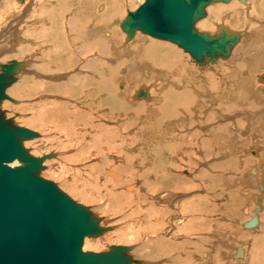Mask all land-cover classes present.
I'll list each match as a JSON object with an SVG mask.
<instances>
[{
	"label": "bare ground",
	"instance_id": "1",
	"mask_svg": "<svg viewBox=\"0 0 264 264\" xmlns=\"http://www.w3.org/2000/svg\"><path fill=\"white\" fill-rule=\"evenodd\" d=\"M125 1L126 0H57L58 4L55 5V8H54V6H51V8H53V11H54V9H55V11H58L57 9L62 10V12H61L62 14L59 13V14H57V16H55L56 14L53 15V12H51L49 10H46L45 12L42 11L40 13L39 12L33 13V10H35L36 8H32L31 6H29V7H26L25 10H23V11L18 10L14 14L10 13L9 17L15 18L17 20L18 24H20L21 22H23L24 20H26L28 18L29 22H27V24L30 23V25L26 26L25 27L26 29H31L28 27L39 25V21H43L42 23H47L49 25L48 27L40 26L39 30L41 33H46V35H48L49 38L52 35V37L54 39H56V43L54 42L55 44L51 43L53 45L52 51H54L55 48L60 47L59 46L60 40L58 38L59 34H57V31L59 33V30H58L59 24L57 23V21L59 19L63 18L66 21L65 23L67 24L68 29L70 30V32H69L70 35H68V36L73 38V39L75 38V39H77V42H80V44L78 45L79 46L78 50L81 53L85 52V50H87L88 48L90 49L92 47V48H97L99 55L105 56L107 54L106 44L100 40V37H98L95 34H92V31L90 30V28H91V26L95 27L98 34L103 33L104 37L109 38V40H108L109 44L110 45L112 44L114 48L115 47L117 48V49L115 48L116 49L115 52H117L118 49L121 50L122 48L119 47L120 44L115 43V41L113 40L114 36H113L112 32H110L111 26L107 25L106 22H108L112 16H114L115 14H117L120 11V9L122 8ZM141 1L142 2L140 3V5L144 2V0H141ZM235 1H238L239 3H241L243 5L242 6L240 4V6H242V8L239 6V4H236ZM250 1H253V0H245V1L231 0L228 3H222V2L211 3L206 8V13H207L206 16L203 19L199 20L195 24V28L201 33H207V34L212 35V36L215 33H219L221 28H225V29L229 30L230 32H235V33L239 34V42L233 47L229 57H227V58L219 57L216 61H209L204 66L199 65L192 58V56L189 53L185 52L184 49L178 47L176 44H173V43L168 42V41H163V40H159V41L154 40V42H153V41H150L149 39H146V38L145 39L140 38V37L138 38L139 33H141L140 31H137L135 33L133 39L128 41L127 40V34L121 29V23L125 19V17H124L118 23L117 27L120 28V30L123 34L122 35V37H123L122 46H124L123 50H125L127 47H129L131 45L130 48H131L132 52H130V53H132V55L129 53L128 50H126L127 52H125V53H129V55H131V56L128 57L129 59L123 60V61H127L124 64H128L130 66V69H131V74L128 77L129 85L136 84V83H138V81L142 80L139 78L138 73H137L138 65H140V64L142 66L147 65V64L150 65L148 60H151V61L159 60V61H161V63L165 64L164 66H166L167 70L168 69L174 70L175 75L177 73V77L179 78V81H176L178 78L173 81V79H174L173 76H171L172 78L168 81V83L167 82L162 83L160 81L163 84V87H162V91H160V97H158V98H160L159 100H155L154 96H153V91L155 90V89L153 90V86H152V84L154 82L151 83L153 80L149 81L147 83L145 81H143V83L144 82L145 83L144 84L141 83L142 85L137 87L134 90V92L132 93L131 88L127 89V86H128L127 80L124 77H121V80L118 84V89L122 92V94L120 96L113 94L112 92L107 91L104 88H102V89L100 88V89H96V90L92 89L93 91L89 92L88 97L90 96L91 98H94V97L97 98L98 96H102V95L106 94V96L104 97V100H101L99 102V104L102 107H104V106L108 107V109H109L108 117L110 119H113V121H115V120L120 121L121 118L125 117L127 114H133L132 115L133 117L141 116V119L136 118L135 121H131V119L128 118L127 121H124L121 124H118L115 126H106L108 123H106V125H105L101 121L98 123L93 122L92 121L93 117H91L92 115H90V117L87 120H83L82 116L80 114V113H82V110H76L73 112L64 111L65 108H62L61 104H57L56 102H52L50 104V107H48L49 104H47L44 107V111H45V114H47V118H53L52 124H55L54 126L57 130L61 128V126H59V124H58L60 121L58 122L57 118H59V120H61V118H63V117H67L70 120L73 119V121H74L72 123L73 125H75L79 128L82 127V130H80V132H79V130H76L75 131L76 133L75 132L74 133L77 136L79 135L81 137H84L83 141L86 139L85 142H83V141L79 142V146L81 144V146L79 147L80 152L83 154L82 156H84V153H85V156H84L85 158L86 157H88V158L96 157V158H99L100 160H102V162H104V161L106 162L107 156H109V155H107V153H105V152L109 149V147H111L117 155H124V154L126 155V153L128 151L125 152V147H129V146L131 147L135 143L142 142L144 148L149 152V154H151V158H153V160H156L158 162V164H156L157 166L155 167L157 169V171H156L157 174H155V182H156L155 183L156 186L154 185L155 189L153 190V192H152V189H150V191H148L147 193H149V194L155 193L156 194L159 191H164V190L166 191L167 190L164 194H162L161 197H157L158 204L164 205L165 207L171 206V205H177L178 206V203H179L178 201L184 200V194H182V192L184 193L186 190H188L189 185L191 184V182H189L187 179H185V177H182V176L176 174V170L181 165H184L187 167V166H192L194 164L199 163L200 158L199 159L195 158L197 156V153H201L202 156H204V158H205V157H210V156H219V154H221L220 152L227 151L229 158L234 160V159H236V157L238 155L237 150H238L239 145L248 147V146H251L254 142V135L255 134H253V131L251 132L249 128L244 127L243 128L244 132H243L240 129H238L235 124H232V123H230L228 125L227 124H225V125H214L213 127L212 126H206V127H208V128H206L205 127L206 124L204 125V123L208 124L211 121H215L216 117L214 115H216L217 117L219 116L218 118H224L225 116H229V115L232 116V114H235L238 112L241 114V116L246 115V116H243V118H244L243 120H246V121L248 120L247 122H249V123L252 122L253 125L258 123L259 124V126L257 128L258 132H259V130H261V132H264V72L259 73L261 68L264 66V21L261 19V17H256L260 20L259 21L260 26H255L253 24V20H254L255 16H254V14L253 15L248 14L249 11L251 10V6L249 4ZM51 5H53V4H51ZM215 5H218V6H216L217 8H214ZM212 6H214V7H212ZM238 8H240V9L238 10ZM243 9H244V11L247 12V14H246V12L242 11ZM124 11H125V9H124ZM128 11H131V10L127 9L126 13H128ZM131 12H134V11H131ZM245 14L247 15V17ZM52 15H53V17L54 16L55 17L52 18ZM262 15H264V11H262ZM59 16H61V18ZM31 20H33L34 23H32ZM36 20H39V21H36ZM213 22H216V23H214L215 24V31L208 32V31H203L202 29H200V26H202L204 28H209L211 26L210 24ZM247 22L249 25V26L247 25V28H249V30H251V34H249L250 31L248 32L247 29H243ZM17 25L14 28H11V32H13V33L8 35L10 38H12L13 41L12 40L11 41L13 44H14V42L15 43L17 42L16 41L18 38L17 36L20 32L18 30ZM67 26L65 25V27H67ZM105 27H109L110 29L104 30ZM144 35H146V34H144ZM147 36H149V35H147ZM151 38H153V37H151ZM68 40L70 41V38ZM68 40H67V42H68ZM156 40H158V39H156ZM104 41H107V40L104 39ZM67 42H66V44H64V42L61 43V44H63L62 46L65 47V48H63V49H65V51H64L65 54L67 52L68 53L72 52L70 50V47H67V46H71L72 44L67 45ZM141 42H144V43H141ZM166 42H168V43H166ZM169 43L177 46L184 53L188 54L191 61L202 71H205V70L210 69V68L215 69V66H217L220 61H228L229 60L230 70H232L234 72H233V74L228 75V76H224L221 74L222 76H221L220 80L213 79L212 81H207L204 84L202 83L203 79L201 80L202 84L198 81L194 82L195 81L194 80L193 81L194 84H191L189 87V85H186L184 80L181 81L182 78H184V76H183L184 75V71H183L184 66L181 64L180 60L177 58L178 52L174 48H172V46ZM17 44H19V43H17ZM2 45H3V43L1 42L0 43V49H2ZM7 47H9V46L7 45ZM110 49H112V48H110ZM91 51H92V49H91ZM112 55H114V59H115L116 63L117 62L119 63L122 61L121 54H119V53L114 54L113 53ZM234 55H235V58L233 59ZM30 60H32V59L30 58ZM16 61L21 63L19 71H21L22 69H24L26 67H29V65H31V63H32V62L31 63L30 62L22 63V61H18V60H16ZM76 62H77V66H79V63H80L79 60ZM9 63H12V61L8 62L6 64H9ZM90 63L91 64H89V65H92L96 62L90 61ZM57 64H58V62H57ZM0 65H3V64L0 63ZM60 65L63 66L62 64H60ZM95 67L99 68V71H98V73H93L94 76L92 77V80H89V78L85 79L84 77L83 78L79 77V80L77 81L76 78H68L71 75L70 73H68L69 75H67V76L52 75L51 77H45L44 79H46V80H48L54 84H46V83L41 82L40 84H38L36 86L35 85L32 86L31 89L29 90V93H32V91H34V93H35V91L38 90V91H44V93L50 94V95H45L49 99L51 97L61 98L62 94H66V96H68L70 98V97L76 96L78 94V90H79L78 86L79 85H81L82 87L88 86V85H90L89 83L91 81H94L95 79H96V81H99V83L101 84L102 87L104 86L103 85L104 83H106V85L112 84L113 79H115L117 82L118 76L116 74L115 68H109L108 69V67H106L104 64L102 66L99 64H96ZM74 68H75V65H74ZM227 70H228L227 68L223 69V72H225ZM132 71H134V72H132ZM123 72L127 73V70L123 69ZM143 72H144L143 77H146V75L149 77V72H150L149 70L146 69V70H143ZM257 73L260 75H258ZM237 74H238V76H237ZM124 76H126V75H124ZM37 77H39L40 79L41 78L43 79V76L37 75ZM156 77H158V76L156 75ZM214 78H216V75L214 76ZM66 79H67L66 83L59 85V83L61 81H65ZM207 79H208V77H207ZM124 80L126 83L124 82ZM148 80H150V79H148ZM157 80H160L159 77ZM15 82L9 86L10 87L13 86L15 84ZM178 82L180 84H178ZM255 82H259L260 84H262V86L260 87V86L256 85ZM141 89H144L146 91L147 97H143V98L138 99L136 97V95H137L138 91ZM175 89H176V91H175ZM254 89L258 90L260 94H258L257 91H255ZM159 90H161V89H159ZM164 90H166L167 94L163 93ZM201 90H204V91L206 90L205 96L210 93L209 95H211L210 96L211 98L208 100L205 98L201 99V95H200ZM8 92L9 91H7V93ZM90 93H91V95H90ZM131 93H132V95H131ZM130 95H131V97H130ZM209 95H208V97H209ZM129 97L132 101H136L137 103H142L145 105L148 104V105L146 107H141V108L132 107L129 105L128 102L126 103V100L129 99ZM4 100H7V99H4ZM90 101H91V99H90ZM124 101H125V103H124ZM212 108L215 110L211 111L213 113H209L210 109H212ZM191 114L192 115L194 114V117H195V115H197V117L199 119L198 123L200 124V126H198L199 129H197L198 127L197 128L189 127V124L187 123L188 118H185V117L186 116L191 117ZM249 114H252V115L250 116ZM255 114H258L257 115L258 119L261 117L259 119L260 122H257V119L253 116ZM106 117H107V115H106ZM261 122H262V124H260ZM240 123L242 126V122H240ZM67 126H71V125L66 124V127ZM241 126H239V127H241ZM131 127H136V130L134 131L135 134L133 133L134 136H131L129 134V132L128 133L126 132L127 129H129ZM191 129H194L193 135H189V131ZM245 129H247V131H245ZM262 129H263V131H262ZM239 130H240V133L238 132ZM82 131L84 134H82ZM242 132L247 133V134H245L246 136L242 137L240 135ZM62 133H65L67 135L68 131L65 130ZM126 133H127V135H130L131 137H128L127 135H125ZM203 133H204V135H203ZM103 138H104V142L106 143V145L109 146L108 149L106 151H104L105 155H104V153H101V151L98 150L99 144H101V142L103 141ZM34 139H36V138H34ZM31 140H33V139H31ZM27 141L24 142L25 148L28 147V146H26V144L30 142L29 140H27ZM69 146L73 147L74 145H67L66 147H64V149H68ZM213 146H216L217 149H215ZM162 149H165L166 152H161ZM100 150H102V152H103V150H104L103 147ZM29 151H30V154L32 156H35L38 158L39 153L36 152V150L29 149ZM154 152L156 154V157H152ZM110 153H112V152H109V154ZM251 153L254 154L255 156L256 155L259 156V153H257V150L253 149V150H251ZM86 154H87V156H86ZM130 155L131 154H129V156ZM138 155H136V156H138ZM46 156H48V155H46ZM132 156H130V157H132ZM54 157H55V154H52L51 157H48L47 159H45V161L43 162V166L50 163ZM121 157H123V156H121ZM130 157L128 159H126V157H125V160L128 162V164L123 163V165L120 164L121 166L119 165V167H116V166H115L116 168L111 167L110 169H107V171L104 173L110 177L112 176L113 179L120 181V183H113L109 180L110 183H112V186L114 188L120 187L125 182L122 172H126L128 170L129 166L133 170V171L131 170L132 173H130L131 174L130 177H132V175H133V177H136L137 179H139V177L140 178L143 177L144 174L142 175V172L144 170L142 171L140 169V166L142 163L139 165V168H138L137 162H136L137 159L136 158H130ZM262 158H263V162H264V156ZM75 159H76V157L72 158L71 160L74 161ZM71 160H68V161H71ZM139 161L140 160H138V162ZM145 161H147V160H145ZM148 162L149 163L151 162L150 159L148 160ZM152 162H154V161H152ZM263 162L260 161L258 163V167L262 170H260L259 168L251 169L250 175L254 174V176H255L254 178H256V177H259V175H260L259 173H261V172L264 173V163ZM217 163L213 164L214 168L211 170L212 173L209 175L212 178H219V176H221L220 173L213 172L214 169L219 168V167H217L218 166ZM17 165H19V163L15 162L11 166L16 167ZM136 167L138 169H136ZM97 168H99V167L91 166L88 168L89 174L91 173L90 180L94 179L93 173L96 172V170H98ZM153 169H154V167L152 168V170ZM154 171H155V169H154ZM45 172L43 171L41 175L45 174ZM149 173H151V172L149 171ZM207 174L208 173H206V175ZM45 175H43V176H45ZM149 176H151V175L149 174ZM189 176H190V174H189ZM209 176H205V177L208 179ZM187 183L189 184L188 186L186 185ZM258 188H259V191L264 193V185L259 184ZM135 189H136L135 185L125 187V191L128 192L127 195L130 199L129 204L131 205L135 201L139 202V203H143L145 205V207L142 208V210L144 211V213L142 214L143 220H145L144 222H148L151 219H154V220L158 221V223L156 225H154V227H152V229H149L148 227L144 228V226H142V224L140 226L136 225V226H138V228L136 227L137 230H135L131 225H130L131 228H129L127 226H124V227L121 226L120 229L119 228L116 229L119 231L115 230V232L111 234L110 232H107L108 223L100 219L101 221L99 223V227L106 228L107 230L102 235H100L98 237H94L95 239L86 238L84 241V245H83V247H84L83 251L84 252L92 251V252L98 253V252H101L103 250L99 249L97 246L112 245L113 243H116V244H124V243L134 244V243H137L139 241H142L145 237H148V235H151V234H152L151 236L153 238H155V239H153L154 241L149 240L145 243L144 246H148V245L150 246V244H152V243L158 244V241H160L161 239H164V237L161 236L162 233H158V232H159V230L161 231L162 228H164L166 226V224H167L166 220L168 219V216H169L168 212L169 211H167L165 208L164 209H161L160 207H159V209L154 208L155 206H153V205H152L153 207L152 206L149 207L148 206L149 204L147 203L148 198H146L147 193L142 194V192H138L136 194H133L132 191H134ZM169 189H173V190L169 191ZM191 200H192L191 202H193V204H194V202H196L197 206L195 204L194 205L197 208L196 210L199 212L196 214L190 213L191 218L182 219L180 223L184 222L186 226L191 225V226L195 227L196 228V230L194 231L195 233H193L192 235L196 236V238H194V239H197V240L194 241L193 238L188 239L186 237L187 239H184L179 244V247H180L179 249L181 250L179 253L180 255H176L175 257H177V258L179 257V259H181L180 261H182V259H185V262H186V260H191V262H194L196 264H220L222 262V260H226V258H227V254L225 252V250L227 248L225 247L226 249H224V246H223L224 245L223 243H226V242H223L222 239L221 240L220 239H218V240L208 239L203 234L204 233L203 227H205L207 225H210L211 231H214V230L216 231L215 227L217 224L214 222V220L208 219V218L210 217V214H215L216 212H218V210H217L218 208L217 207L214 208L213 204H212V206H209V207L205 204H202V206H201L202 199H200V198L198 200L197 198L194 197ZM256 203H257V205H261L262 198L260 197L259 199H257ZM172 207H174V206H172ZM189 207H191V206H189ZM101 208H97V210H94L95 213L101 212L100 211ZM260 209H261V207H260ZM184 210H185V208H184ZM207 210H209V211L207 212ZM257 211H259V208L257 209ZM260 211H262V209ZM200 214H202L203 216L198 217L197 215H200ZM134 217H136V216H134ZM183 217H185V216H183ZM253 218L254 217H252L250 220H252ZM249 221H247V222H249ZM257 222L258 223L255 227L246 228L245 227L246 223L243 224V227L245 229H249L251 231L255 230L257 228H260V226L262 224L261 219H259V218H257ZM212 223L215 224V227L211 226ZM217 228H218V225H217ZM171 238H175V235L172 236ZM171 238L163 240V241L170 244V246H171V244L173 242V240ZM160 243H161V241H160ZM243 243H241L239 246L235 247L233 254H231V256H230L231 261L234 259H236V260L242 259L243 261H246L248 259L249 256H247L248 255L247 253H249V252ZM175 244L176 243L174 242V246H175ZM131 246L132 245L128 246L131 248L128 255L133 259V262L131 264H137L134 262V259H137L139 261L141 259H150V258H148L149 252H148V254H146V252H145V253H143V255L141 254V252H139V254H141V255L138 258L135 255L137 248H132ZM163 246H164V244H163ZM95 247H97L98 249ZM117 247H125V246H117ZM156 247H157V245H156ZM166 249H165L164 254L167 252ZM171 250L172 249H170V251ZM175 250H177V249H175ZM209 250H210V252H208ZM212 250H214L213 253H211ZM162 251H164V248ZM162 251L160 252L158 250V252H160V254L159 253H155V254H157V256L160 255V257H161L162 253H163ZM155 252H157V250ZM174 252H175L174 250L171 251L170 253L168 251L169 256H167L168 253H166L167 258H169V260L166 261L167 263L175 264L176 262H178V261H176L178 259L174 258V255H173ZM166 256L164 255V257H166ZM210 256H211V259L208 260L210 258ZM152 259L154 260V256L152 257ZM238 263H239V261H238ZM249 263L250 264H264V247H262L261 251L258 249V251H255L254 253H252V258H251Z\"/></svg>",
	"mask_w": 264,
	"mask_h": 264
},
{
	"label": "rangeland",
	"instance_id": "2",
	"mask_svg": "<svg viewBox=\"0 0 264 264\" xmlns=\"http://www.w3.org/2000/svg\"><path fill=\"white\" fill-rule=\"evenodd\" d=\"M141 2H142L141 0H126L122 8L120 9V11L114 16H112L108 22H106L107 25L111 26V29L109 27H105L104 30L110 29V32H112L114 36L113 40L115 41V43L120 44L119 47L122 48L121 50L118 49L117 52H115L117 48L115 47L116 48L115 49L112 44L111 45L109 44L108 42L109 38L104 37L103 33L98 34L95 27L91 26L90 30L92 31V34H95L98 37H100V40L106 44L107 54L104 56V55H99L97 48H92V47L90 49L88 48L87 50H85V52L81 53L78 50V47H79L78 45L80 44V42H77V39L75 38L73 39L68 36L70 35L69 34L70 30L68 29V26L65 23L66 21L63 18H61V16H59L61 19L57 21V23L59 24V25L57 24L59 27L58 29L59 33L57 31V34H59L58 38L60 40L59 42L60 47L55 48L54 51H52L53 50L52 44L56 43V39H54L52 35L49 38L48 35H46V33H41L39 30L40 26L48 27L49 25L47 23H42L43 21L36 20V21H39V25L28 27L31 29H26L25 27L30 25V23L27 24V22H29L28 18L24 20L23 22H21L20 24H18L15 18L9 17L10 13L14 14L18 10L23 11L25 10L26 7H29V6H31L32 8H36L35 10H33V13L35 12L40 13L42 11L45 12L46 10H49L53 12V15L56 14L55 16H57V14L61 13L62 10L57 9L58 11H55L54 9L53 11V8H51V6H54L55 8V5L58 4L57 0H0V28L2 27L0 29V43L1 42L3 43L2 49H0V63L6 64L8 62H11V61L13 62L16 60L22 61V63L32 62L31 65H29V67H26L22 69L21 71H18L17 75H15V79H16L15 84L11 87L9 86L5 91L6 94H8L10 98L12 99L2 101L0 103V109L5 113V117L7 119L11 118L13 120V124H15L16 126L38 133L39 135L38 138L29 140L30 142L26 144V146H28L26 147L27 149L36 150V152L39 153L38 158H42L49 154H55V157L52 159V161L48 163L47 165H44L45 169L43 171L44 172L46 171L45 172L46 175L43 174L45 176L41 175V177H43L46 180L54 182L63 192H65L68 196H70L75 202L87 207L90 210V212L95 216V218H99L107 222L108 223L107 232H110L111 234L114 233L116 229L118 228L120 229L121 226L122 227L127 226L131 228L130 227L131 225L135 230H137L138 226L142 224L144 228L148 227L149 229H152V227H154V225L158 223V221L154 219H151L152 221L150 220L148 222H144L145 220H143V217H142L143 216L142 214L144 213V211L142 210V208H144L145 205L143 203H139L136 201L130 205L129 204L130 199L127 195L128 192L125 191V187L135 185L136 189L132 191L133 194H136L138 192H142V194L144 193L146 194L148 191H150V189H152V192H153L156 186L155 174H157L156 172L157 169L155 167L157 166L156 164H158V162L156 160H153V158H151V154H149V152L144 148L142 142L133 144L131 146L132 148L130 146L125 147V152L128 151L126 155L125 154L117 155L111 147L106 145V143L104 142V138L101 144H99L98 150L101 151V153H104V151H106L109 147V149L105 152L107 153V155H109L107 156L106 162L105 161L102 162V160L96 157H93V158L86 157L85 158L84 157L85 153H84V156H82L83 154L80 152V148H79L81 146V144L79 146V142L80 141L82 142L84 137H81L79 135L77 136L75 134L76 133L75 131L79 130L80 132V130H82V127L79 128L73 125L72 124L74 122L73 119L70 120L67 117H63L61 118V120L57 118L58 122L60 121L58 124L59 126H61V128L57 130L54 126L55 124H52L53 118H47V114H45L44 107L47 104H49L48 107H50V104L52 102H56L57 104H61L62 108H65L64 111L73 112L76 110H82V113L80 114L83 120H87L90 117V115H92L91 117H93L92 118L93 122L98 123L101 121L105 125L106 123H108L106 126H115V125L121 124L124 121H127L128 118H130L131 121H135L136 118L141 119V116L133 117L132 116L133 114H127L125 117L121 118L120 121L115 120V119H114L115 121H113V119H110L108 117L109 115L108 107L107 106L102 107L99 104L101 100H104V97L106 96V94L102 96H98L97 98L96 97L91 98L90 96L88 97V94L90 91L100 89V88L101 89L104 88L107 91H110L113 94H116L119 96L122 94V92L118 89V84L121 80V77H124L128 82V77L131 74L130 66L128 64H124L127 61H123V60L129 59L128 57L132 55V53H130L132 51L130 48L131 45L127 47L126 49L124 48L125 50H123V47H124L122 46V43H123L122 35L123 34L120 28L117 27V25L124 17H126L127 9L131 11H135L139 7ZM235 3L239 4V6L241 4L238 1H235ZM249 4L251 6V10L249 11L248 14L249 15L254 14L255 17L253 20V24L255 26H260V22H259L260 20L256 17H261V19L264 21V15H262V11H264V0H253V1H250ZM216 6L218 5H215V7L214 6L212 7L217 8ZM242 6L240 7L242 8ZM239 9L240 8H238V10ZM242 11L246 12L244 11V9ZM53 15H52V18L55 17V16L53 17ZM31 21L32 23H34L33 20ZM214 23L216 22L211 23L210 24L211 26L209 28H204L200 26V29H202L203 31L213 32L215 31ZM16 25L18 26V30L20 32L18 31L19 32L17 36L18 38L17 40L15 39L17 42L16 43L14 42L13 44L12 38H10L8 35L13 33L11 32V28H14ZM65 25L67 27H65ZM247 25H248V22L246 23L243 29H247L248 32L250 31L249 34H251V30L247 28ZM139 37L144 38V39L145 38L149 39L150 41H153V42L154 40L159 41L147 35H144L142 33H139L138 38ZM69 38H70V41L68 40ZM104 39L107 41H104ZM62 42H64V44H66L67 42V45L72 44L71 46H67V47H70V50L72 51L71 53H68V52L66 54L64 53L65 49L63 48L65 47L62 46L63 45L61 44ZM141 43H144V42H141ZM7 45L9 47H7ZM170 45L172 46V48H174L178 52L177 58L180 60L181 64L184 66V70H183L184 78H182L181 81L184 80L186 85H189V87L191 84H194L193 83L194 80H195L194 82L198 81L201 83V80L203 79L202 83L204 84L207 81H212L213 79L220 80L222 75L228 76V75L233 74L234 72L230 70L229 60L220 61L219 64L215 66V69L210 68L205 71H202L191 61L188 54L184 53L177 46L173 44H170ZM126 50H128L131 55H129V53H125L127 52ZM113 53L121 54L122 61L119 63L118 62L116 63L114 59V55H112ZM30 58L32 60H30ZM234 58H235V55L233 59ZM78 60L80 62L79 66H77V62H76ZM90 61L92 62L95 61L96 62L94 63L95 65L94 64L89 65L91 64ZM148 61L150 65L148 64L143 65V66L141 64L138 65L137 73H138L139 78L142 80L138 81V83L136 84H131V85H129V82H128L127 89L131 88L132 93H133L134 90L140 85L144 84L145 82L147 83L153 80L151 82V83L154 82L152 84L153 90L155 89L153 91V96L155 100H159L160 98L158 97H160V91H162V87H163L162 83H165V82L168 83V81L172 78L171 76L174 77L173 81L176 80L178 78L177 73L175 75L174 70H171V69L167 70L166 66H164L165 64L161 63V61L159 60L157 61L148 60ZM60 64H62L63 66H61ZM96 64H99L101 66L104 64L106 67H108V69L115 68L116 74L118 76L117 82L115 79H113L112 84L106 85V83H104L103 84L104 86L102 87L99 81H96L95 79L94 81H91L89 83L90 85L88 86L82 87L81 85H79L78 89L81 92L78 90V94L70 98L66 96V94H62L61 98L51 97L49 99L45 95H50V94H47V93H44V91H38V90L35 91V93L34 91H32V93H29V90L31 89L32 86L34 85L36 86L40 84L41 82L46 83V84H54L44 79L45 77H51L52 75L67 76L69 75L68 73H70L71 75L68 78H76L77 81L79 80V77L80 78L84 77L85 79L89 78V80H92V77L94 76L93 73H98L99 71V68L95 67ZM74 65H75V68H74ZM226 68L228 70L223 72V69H226ZM123 69L127 70V73H124ZM146 69L150 71L149 77L147 75L146 77H143L144 76L143 70H146ZM262 72H264V66L259 71V73H262ZM0 73H1V69H0ZM36 74L38 76H43V79L42 78L40 79L39 77H37ZM156 75L159 77L160 80H157L158 77H156ZM215 75H216V78H214ZM143 81L145 82L143 83ZM176 81H179V78ZM66 82H67V79L65 81H61L59 85L66 83ZM178 84L180 83L178 82ZM255 84L260 87L262 86V84H260L259 82H255ZM254 90L257 91L258 94H260L258 90L256 89ZM7 91L9 92L7 93ZM164 91L163 93L167 94L166 90ZM205 93H206V90L205 91L201 90L200 92L201 99L203 98L207 100L210 99L211 98L210 97L211 95H209L210 93L207 94L206 96H205ZM130 97L129 99L126 100V103L128 102L129 105L132 107L141 108V107H146L148 105V104L145 105L142 103H137L136 101H132ZM214 110L215 109L213 108L210 109L209 113H213L211 111H214ZM249 115L251 116L252 114H249ZM257 115L258 114H255L253 116L257 119V122H260L259 119L261 117L258 119ZM214 116L216 117L215 119L216 122L211 121L208 124L204 123V125L206 124L205 127L206 126L213 127L214 125H225V124L228 125L232 123V124H235L236 127L243 132H244V129H243L244 127L249 128L250 131L251 132L253 131V134H255L253 144L248 147L239 145L238 150H237L238 155L236 159L234 160L229 158L227 151L220 152L221 154H219V156H210V157H205V158L204 156H202L201 153H197V156L195 158H198V159L200 158L202 161L199 159V163L194 164L192 166H187V167L184 165H181L176 170V174L182 177H185V179L191 182V184L190 185L188 183L186 184L187 186L189 185V189L186 190L184 193L182 192V194H184V200L178 201L179 202L178 206L171 205V206L165 207L164 205L158 204L157 197H161L162 194H164L167 190L159 191L156 194L147 193L146 198H148L147 203L149 204L148 205L149 207L153 205L155 206L154 208L159 209L160 207L161 209L165 208L167 211H169L168 212L169 216H168V219L166 220L167 221L166 226L162 228L161 231L159 230L158 232V233H162L161 236L164 237V239L160 240L161 243L160 241H158V244L157 243L150 244L151 247L149 245L144 246L147 241L149 240L154 241L153 239L155 238H153L151 234V235H148V237H145L142 241H139L134 244L113 243L112 245H106V246L102 245L103 247L97 246L99 249L103 250L101 252L108 251L111 246L128 247L132 245L131 246L132 248H137L135 255L138 258L140 257L141 254L143 255V253L145 252L146 254H148L149 252V256L148 255L147 256L150 259H141L140 261L137 259H134V261L135 260L138 261L137 264H170L166 262L169 260L167 256H169V253L174 250L175 251L173 253L174 258H177L175 256L180 255L179 253L181 251L179 249L180 248L179 244L184 239L193 238L194 241L197 240V239H194L196 238V236L192 235L193 233H195L194 231L196 230V228L191 225L186 226L184 222L180 223L182 219L191 218L190 215L192 213L196 214L199 212L196 210L197 209L196 202H194L196 206L193 204V202H191L192 201L191 199L194 197L197 198L198 200L199 198L202 199L201 206L202 204H205L209 207V206H212L213 204L214 208L215 207L218 208L217 209L218 212H216L215 214L209 213L210 217L208 219L214 220V222L218 225L219 229L217 228V225L215 227V224L212 223L211 226L212 227L214 226L216 228V231L215 230L211 231L210 225H207L203 227V232H204L203 234L208 239H212V240L222 239L223 242H226V243H223L224 244L223 246H224V249L227 248L225 250L227 254V258L226 260H222L220 264H250L249 262L252 258V253H254L255 251H258V249L261 251L262 247H264V193L259 191L258 187H259V184L264 185V180H263L264 173L260 171L262 169L258 167V163L260 161L263 162L262 157L264 156V132H261V130H259L258 132L257 128L259 124L256 123L257 125L256 124L253 125L252 122L249 123L247 122L248 120L247 121L243 120L244 119L243 116H246V115L241 116V114L238 112L235 114H232V116L231 115L225 116L224 118H218L219 116L217 117L216 115ZM193 117H194V114L193 115L191 114V117L186 116L185 118H188L187 123L189 124V127L197 128L198 126H200V124L198 123L199 119L197 115H195L194 118ZM240 122H242V126ZM66 124H70L71 126L66 127ZM260 124H262V122ZM239 126H241L242 128ZM197 129H199V127ZM65 130L68 131L67 135L65 133H62ZM135 130H136V127H131L127 129L126 132L127 133L129 132L131 136H134ZM240 130L238 131L239 133H240ZM245 131H247V129H245ZM193 132H194V129H191L189 131V135H193ZM243 132L240 134L242 137L246 136L245 134H247ZM127 133L125 135H127ZM82 134H84L83 131H82ZM130 135H127V136L131 137ZM85 141L86 139L83 142ZM67 145H74V146L73 147L69 146L68 149H64V147H66ZM100 147L101 148L103 147L104 149L103 152L102 150H100L101 149ZM213 147L217 149L216 146H213ZM253 149L257 150V153H259V156L258 155L255 156L254 154L251 153V150ZM108 151L112 153L109 154ZM161 152H166V151L165 149H162ZM129 154H131L130 156L133 155L134 157L133 156L130 157ZM74 157H76V159L74 161L71 160ZM125 157L126 159H128L129 157L136 158L138 168H139V165L142 163L141 166L144 169L141 166H140V169L142 171L144 170L143 172L141 171L142 175L144 174L143 175L144 178L139 177V179H137L136 177H133V175L132 177H130L131 176L130 173H132L133 170L129 166L126 172H122L125 182L120 187L114 188L112 186V183H110V181L113 183H120V181H117L113 179L112 176L110 177L104 173L107 171V169H110L111 167L116 168V167H119L120 164L121 165H123V163L128 164V162L125 160ZM152 157H156L155 152L153 153ZM148 158L151 161L150 163L148 162L149 160ZM68 160H71V161H68ZM138 160L140 161L138 162ZM215 163L218 164L217 167L219 168L214 169L215 171L213 170V172L220 173L221 176H219V178H212L211 176H209L212 173L211 170L214 168L213 164ZM91 166L99 167L97 168L99 171L96 170V172L93 173V177H94L93 180H90L91 173L89 174V171H88V168ZM137 167L136 169H138ZM153 167L155 171L154 169L152 170ZM256 168H259L260 169L259 171L262 174L259 173L260 174L259 177L254 178L255 177L254 174L250 175V171L251 169H256ZM149 171L151 173H149ZM206 173L208 174L206 175ZM149 174L151 176H149ZM205 176H209L208 179ZM170 190H173V189H169V191ZM260 197L262 198V203L261 205H257L256 203L257 199H259ZM172 206L174 207L176 206V207L174 208ZM260 207L262 211H260L261 210ZM97 208H101L100 209L101 212L95 213L94 210H97ZM258 208H259V211H257ZM208 211L209 210H207V212ZM133 215L136 217H134ZM197 216L202 217L203 215L200 214ZM252 217H257L261 219L262 224L260 228H257L251 231L249 229H245L243 227V224L249 221ZM116 231H119V230H116ZM174 235H175V238H171ZM170 238L173 240L171 246L170 244L163 241V240L170 239ZM91 239H95V238H91ZM174 242L176 243L175 246H174ZM241 243H243L244 246L248 249V252H249L247 253L248 254L247 256H249L248 259L246 261H243L242 259H237V260L234 259L231 261L230 259L231 254H233L235 247L239 246ZM163 248H164V251H162ZM165 249L167 251L166 253H168L169 251L167 256H166V253L164 254ZM170 249L172 250L170 251ZM175 249H177L178 251ZM156 250L157 252H155ZM158 250L160 252L161 251L163 252L161 257L160 255L157 256V254H155V253L160 254ZM213 251L214 250H212L211 253H213ZM139 252H141V254H139ZM208 252H210V250ZM163 254L166 257H164ZM153 256H154V260L152 259ZM177 259L178 260L176 261L178 262H176L175 264H180V263L181 264H192V263L196 264L194 262H191V260H186L185 262V259H182V261H180L181 259H179V257ZM210 259H211V256L208 260Z\"/></svg>",
	"mask_w": 264,
	"mask_h": 264
},
{
	"label": "water",
	"instance_id": "3",
	"mask_svg": "<svg viewBox=\"0 0 264 264\" xmlns=\"http://www.w3.org/2000/svg\"><path fill=\"white\" fill-rule=\"evenodd\" d=\"M230 1L144 0L136 11H128L121 29L128 41L140 31L176 44L204 66L229 57L239 34L221 28L212 36L199 32L195 24L206 16L211 3ZM20 65L17 61L0 65V103L11 100L5 90L16 81ZM136 97H147V93L141 89ZM38 136L13 124L0 109V264H131L130 247L83 251L86 238L98 237L107 229L99 227L101 220L87 207L41 177L43 162L52 154L37 158L24 146ZM15 162L19 165L12 167ZM257 223L254 217L245 227Z\"/></svg>",
	"mask_w": 264,
	"mask_h": 264
}]
</instances>
